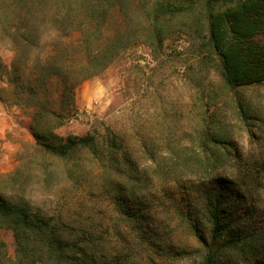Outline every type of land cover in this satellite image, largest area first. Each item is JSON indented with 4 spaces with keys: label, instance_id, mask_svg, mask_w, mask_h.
Returning <instances> with one entry per match:
<instances>
[{
    "label": "rangeland",
    "instance_id": "1",
    "mask_svg": "<svg viewBox=\"0 0 264 264\" xmlns=\"http://www.w3.org/2000/svg\"><path fill=\"white\" fill-rule=\"evenodd\" d=\"M126 1L124 6L99 8L98 13L106 12L100 30L93 19L97 15L91 14L92 0H41L11 18L8 29L0 28V185L68 224L85 218L109 228L106 246L113 252L120 247L114 231L126 228L110 197L109 173L88 157L80 172L59 163L44 171L29 125L37 111H52L62 116L54 132L63 138L116 133L139 165L137 181L120 180L147 204L162 237L161 251L152 248L149 259L143 246L138 247L132 264H197L202 246L178 209H185L211 180L198 153L199 138L204 130L226 137L238 149L239 162L263 180L264 84L226 91L214 63L205 64L184 34H172L155 50L139 40L148 33L150 3ZM131 31L136 43L100 75L76 85L87 47L102 48ZM67 78L73 103L64 107ZM238 100L249 119L240 114ZM20 167L23 176L11 186L6 176ZM234 173L225 171L223 177L230 180ZM111 178L119 180L114 173ZM259 194L257 201L247 198L240 213L249 210L248 227L260 237L252 251L233 254V264H264V192ZM0 240L7 256L14 258L12 231L0 229ZM129 240L134 243L133 237ZM180 250L186 254L177 255Z\"/></svg>",
    "mask_w": 264,
    "mask_h": 264
},
{
    "label": "trees",
    "instance_id": "2",
    "mask_svg": "<svg viewBox=\"0 0 264 264\" xmlns=\"http://www.w3.org/2000/svg\"><path fill=\"white\" fill-rule=\"evenodd\" d=\"M41 0H0V28L8 29L11 18L35 6ZM86 2L91 0H84ZM91 14L100 30L105 11L99 8L126 5V0H92ZM148 22L144 40L155 50L164 46L172 34L188 36L194 52L203 62H213L223 88L236 92L264 84V0H148ZM135 32L120 33L113 42L98 49L86 48V65L76 85L104 72L132 43ZM134 40V41H133ZM62 105L70 106L69 79H65ZM75 87V86H74ZM213 105V104H212ZM209 107V103L205 104ZM239 112L249 119L246 106L238 100ZM62 116L52 111H37L29 131L42 159L40 165L48 171L54 163L80 172L85 157L109 173L110 197L120 225L115 230L119 246L113 252L106 246L109 228L103 229L89 219L79 224H68L60 217L46 214L33 207L24 195L8 193L0 185V229L12 231L15 257L7 256L6 245L0 240V264H132L136 248L143 246L149 256L162 250V237L146 203L137 199L121 177L137 181L138 163L126 141L116 133H91L85 136L61 137L54 132L61 125ZM52 120V121H51ZM53 122H55L53 124ZM144 147L152 160L154 152L144 140ZM226 137L204 130L199 138L198 153L205 163L209 183L198 190L196 197L178 215L189 224L202 246L197 264H233V254L250 252L260 237L251 224L247 198L259 200L264 192V178L258 179L254 169H246L239 162L238 149L232 148ZM23 167L7 175L11 186L23 176ZM264 172V165L262 166ZM230 171L232 178H224ZM114 173L118 179H112ZM264 174V173H263ZM3 179V178H2ZM257 196V197H256ZM191 206V207H190ZM133 237V244L129 238ZM186 254L185 250L177 255ZM150 259V258H149Z\"/></svg>",
    "mask_w": 264,
    "mask_h": 264
}]
</instances>
